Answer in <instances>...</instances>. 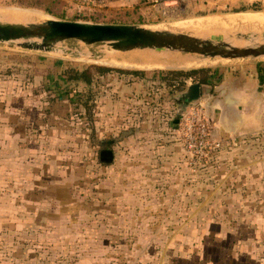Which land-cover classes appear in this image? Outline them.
<instances>
[{
  "label": "rangeland",
  "instance_id": "1",
  "mask_svg": "<svg viewBox=\"0 0 264 264\" xmlns=\"http://www.w3.org/2000/svg\"><path fill=\"white\" fill-rule=\"evenodd\" d=\"M10 11L214 41L225 34L178 27L210 20L228 35L264 32L256 27L264 0H0V14ZM57 48L69 53L0 43V264H264V131L219 140L209 122L203 156L187 153L180 119L190 112L195 123L210 121V110L200 99L176 107L189 78L172 89L154 80L264 58L150 70L106 63L143 51L76 41ZM92 65L144 72V88L132 97L111 93L109 84L132 82L126 73L105 74L91 89L56 77L61 67ZM109 141L113 161L102 164Z\"/></svg>",
  "mask_w": 264,
  "mask_h": 264
},
{
  "label": "water",
  "instance_id": "2",
  "mask_svg": "<svg viewBox=\"0 0 264 264\" xmlns=\"http://www.w3.org/2000/svg\"><path fill=\"white\" fill-rule=\"evenodd\" d=\"M0 14V43H17L22 51L38 54H57L69 51L58 49L65 41H76L85 46L108 45L113 52L129 53L166 52L179 55H194L223 61H245L264 58V33L228 35L220 40L205 39L187 33L143 25L92 24L75 21L44 19L38 22H14ZM238 42L241 46H234ZM210 84L194 82L181 91L176 107L185 110L189 104L210 96ZM112 141L103 143L105 150L99 153L102 164L113 161L110 146Z\"/></svg>",
  "mask_w": 264,
  "mask_h": 264
},
{
  "label": "crops",
  "instance_id": "3",
  "mask_svg": "<svg viewBox=\"0 0 264 264\" xmlns=\"http://www.w3.org/2000/svg\"><path fill=\"white\" fill-rule=\"evenodd\" d=\"M128 77H133L131 83L121 81L109 84L110 92L138 96L146 80L137 76ZM160 78L161 75L155 76L154 80L160 82ZM102 79L103 76L97 77L92 86L98 85ZM206 84L213 87V93L201 98L200 104L210 110L213 137L229 140L264 131V64L240 62L220 67L213 70L212 79Z\"/></svg>",
  "mask_w": 264,
  "mask_h": 264
},
{
  "label": "bare ground",
  "instance_id": "4",
  "mask_svg": "<svg viewBox=\"0 0 264 264\" xmlns=\"http://www.w3.org/2000/svg\"><path fill=\"white\" fill-rule=\"evenodd\" d=\"M5 18L14 21V22H38L42 19H30L29 16H27L23 12L18 11H10L5 13ZM219 21V20H217ZM222 22V21H221ZM188 23V21H187ZM181 24V23H180ZM223 23H217L210 20H203V21H197V22H191L187 25H180L178 28L181 31H187L191 33H204L209 35H219L225 34V36H222L225 38L229 33L228 27L224 26ZM259 26V30H264V17L262 19H258L256 21V27ZM159 30H168L175 33H182L174 31L170 28H158ZM264 33L263 31H261ZM186 33V32H185ZM215 33V34H214ZM234 33V32H230ZM254 34H262L259 32H252ZM203 35V34H202ZM208 36V35H207ZM234 46H241L242 44L238 42H231ZM131 59L127 60L123 63H118L117 61H107L106 63L112 66H119V67H125V68H138V69H186V68H193V67H201L205 65L215 64L217 62L215 59H205V58H196L194 56H181L179 54H172V53H166V52H146V53H137L136 55L130 56ZM119 58V57H118ZM112 59V58H111ZM123 59V58H122ZM118 60V59H117ZM121 60V59H120ZM219 60V59H218ZM223 61V60H221Z\"/></svg>",
  "mask_w": 264,
  "mask_h": 264
},
{
  "label": "trees",
  "instance_id": "5",
  "mask_svg": "<svg viewBox=\"0 0 264 264\" xmlns=\"http://www.w3.org/2000/svg\"><path fill=\"white\" fill-rule=\"evenodd\" d=\"M110 72H118V73H126L131 74L133 76L142 77L146 74L144 72L134 71V72H126L121 71L118 69H110L106 67H100V66H86L83 69H76L73 67H61L59 70H57L56 77H59L62 79V81L66 85H74V84H83L86 88L91 89V86L93 84V81L99 77L104 76L105 74H108ZM213 70L212 69H198V70H192L190 72H168L164 76L161 75V78L163 81H165L166 84L169 85V87L175 88L173 86V83L177 81L178 77H185L189 78L193 82H198L200 84H206L209 82V80L212 79Z\"/></svg>",
  "mask_w": 264,
  "mask_h": 264
},
{
  "label": "built area",
  "instance_id": "6",
  "mask_svg": "<svg viewBox=\"0 0 264 264\" xmlns=\"http://www.w3.org/2000/svg\"><path fill=\"white\" fill-rule=\"evenodd\" d=\"M182 116L180 119V128L182 132L179 135L182 137L183 148L187 153L203 156L209 146L210 130L208 128L209 120L194 122V117L189 114Z\"/></svg>",
  "mask_w": 264,
  "mask_h": 264
}]
</instances>
